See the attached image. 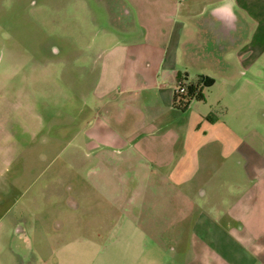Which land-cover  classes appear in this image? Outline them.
Masks as SVG:
<instances>
[{
  "label": "rangeland",
  "instance_id": "374dc122",
  "mask_svg": "<svg viewBox=\"0 0 264 264\" xmlns=\"http://www.w3.org/2000/svg\"><path fill=\"white\" fill-rule=\"evenodd\" d=\"M218 1L0 0V264H264V175L247 168L256 157L264 165V50L245 68L230 49L229 60L204 62L218 50L196 21ZM180 23L178 60L207 63L199 75L212 79L187 112L204 108L243 142L224 156L233 176L214 208L202 172L222 163L217 149L186 189L124 148L99 156L97 123L116 93L102 48L130 44L131 59L153 69ZM199 66L181 69L183 81ZM174 114L172 127L189 118ZM255 184L237 219L232 203Z\"/></svg>",
  "mask_w": 264,
  "mask_h": 264
},
{
  "label": "crops",
  "instance_id": "0c3cea01",
  "mask_svg": "<svg viewBox=\"0 0 264 264\" xmlns=\"http://www.w3.org/2000/svg\"><path fill=\"white\" fill-rule=\"evenodd\" d=\"M218 2L209 9L205 19L196 21L197 31L201 30L205 40L211 42L218 50L217 57L213 55L204 62H225L229 59L225 58L222 53L230 49L236 53L237 65L241 68L248 67L264 50V0H219ZM126 13L130 12L126 11ZM201 14L202 12L197 14L198 18ZM194 18L192 23H195ZM237 26H244L245 35H242ZM182 27V23L175 27V40L172 47L166 51L164 58L162 56L153 66V69H150L149 64L140 63L141 60L131 59L130 44L120 45L118 43L102 48L103 57L108 56L102 65L106 63L105 69L109 70L112 75L109 83L110 92L116 93L105 101L107 103L105 106L110 105L111 116L107 120L99 117L97 123L99 156L104 159L106 155L124 148L123 151H127V156L130 154L137 156L138 161H143L144 163H141L146 167L152 163L158 167V172L164 174L163 176L173 175L178 188L184 186L186 189L190 187L187 185L198 177L200 167L204 163L203 160L212 159L213 152L217 149L222 163L216 169L206 168L202 172L207 174L213 185L209 192L219 194L216 202L221 203L212 202V208H214L227 202V196H222L225 188L222 182L226 180L225 178L228 179V176H233L231 171L223 168V161L226 159L224 156L229 157L234 154L243 142L228 126L223 124L222 120L208 119L204 108H197L195 114L190 115L187 111L192 110L194 104L191 103L184 111L172 106L177 77L179 73L182 74L180 70H190L191 66L200 65L199 69L195 70L199 75L208 67L207 63H203L204 65L190 64L185 61L184 57L183 61L178 60L177 44L180 43V34L176 29L180 31ZM101 70L103 71L102 67ZM175 111L181 114L187 113L189 118L185 123L175 119L172 127L170 118L175 116ZM167 114L170 116L168 120ZM175 127L184 130V134L181 136L179 131H175ZM100 131L108 136H104ZM252 161L251 164L250 159V164H247L249 177H260L259 180H261L264 175V165L257 157L252 158ZM205 165L207 167V164ZM162 169L167 170L166 174ZM153 170L147 168L144 173L149 176ZM236 188L240 190L242 185L238 184ZM199 189L202 194L208 191L205 187L198 186ZM259 189V184L251 185L248 188L249 195L244 198L238 197L232 203V210L237 219L252 207L251 194ZM258 240L263 241L262 238ZM258 252L264 254L262 250Z\"/></svg>",
  "mask_w": 264,
  "mask_h": 264
},
{
  "label": "trees",
  "instance_id": "16d2710c",
  "mask_svg": "<svg viewBox=\"0 0 264 264\" xmlns=\"http://www.w3.org/2000/svg\"><path fill=\"white\" fill-rule=\"evenodd\" d=\"M182 74L179 73L177 78L184 83L185 91L177 92L174 90L172 98V106L180 111L186 110L193 101L202 100L203 87L212 83V79L204 75H198L194 81H183L185 73Z\"/></svg>",
  "mask_w": 264,
  "mask_h": 264
},
{
  "label": "built area",
  "instance_id": "2783aa9c",
  "mask_svg": "<svg viewBox=\"0 0 264 264\" xmlns=\"http://www.w3.org/2000/svg\"><path fill=\"white\" fill-rule=\"evenodd\" d=\"M175 91L177 92H183L185 91V86L184 83L180 80L177 81L176 85H175Z\"/></svg>",
  "mask_w": 264,
  "mask_h": 264
},
{
  "label": "flooded vegetation",
  "instance_id": "af4514ba",
  "mask_svg": "<svg viewBox=\"0 0 264 264\" xmlns=\"http://www.w3.org/2000/svg\"><path fill=\"white\" fill-rule=\"evenodd\" d=\"M240 22V21H239ZM221 25V24H220ZM219 25V26H220ZM237 29H239L240 31H241V33H242V35H245V30H244V26H242V27H238L237 26ZM239 30H238V32H239ZM238 36V35H237Z\"/></svg>",
  "mask_w": 264,
  "mask_h": 264
}]
</instances>
